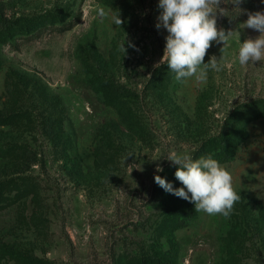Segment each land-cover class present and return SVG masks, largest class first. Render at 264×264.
<instances>
[{
	"label": "rangeland",
	"instance_id": "rangeland-1",
	"mask_svg": "<svg viewBox=\"0 0 264 264\" xmlns=\"http://www.w3.org/2000/svg\"><path fill=\"white\" fill-rule=\"evenodd\" d=\"M211 6L224 66L181 83L158 0H0V264H264V61L236 56L264 3ZM172 150L231 171L229 217L155 182Z\"/></svg>",
	"mask_w": 264,
	"mask_h": 264
},
{
	"label": "clouds",
	"instance_id": "clouds-1",
	"mask_svg": "<svg viewBox=\"0 0 264 264\" xmlns=\"http://www.w3.org/2000/svg\"><path fill=\"white\" fill-rule=\"evenodd\" d=\"M242 2L231 0L233 9H240ZM158 9L160 12L155 26L167 31L163 58L169 70L174 73L175 81L182 83L189 78L202 81L207 78L209 70H222L228 54L227 37L234 31L225 33L222 28H217L211 0H158ZM120 21L117 18L114 23L119 24ZM243 27L253 29L259 35L243 42L238 41L236 56L239 65L264 61V11L249 12ZM213 42H224L222 56L217 59L212 55L205 62L204 58ZM161 157L176 167L175 178L182 184L175 188L166 177L155 175V182L161 188L193 203L196 212L218 214L225 218L231 215L240 195L234 188L231 171L216 158L211 154L197 158L188 151L172 150L153 160ZM162 171L163 168L157 165V172Z\"/></svg>",
	"mask_w": 264,
	"mask_h": 264
},
{
	"label": "trees",
	"instance_id": "trees-1",
	"mask_svg": "<svg viewBox=\"0 0 264 264\" xmlns=\"http://www.w3.org/2000/svg\"><path fill=\"white\" fill-rule=\"evenodd\" d=\"M8 118H10V116Z\"/></svg>",
	"mask_w": 264,
	"mask_h": 264
}]
</instances>
